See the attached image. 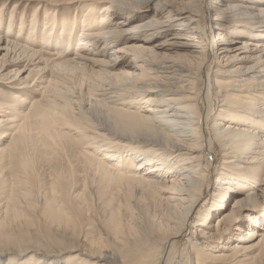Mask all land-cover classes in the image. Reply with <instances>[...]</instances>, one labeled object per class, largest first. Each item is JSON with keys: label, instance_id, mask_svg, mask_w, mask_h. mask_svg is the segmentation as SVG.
Listing matches in <instances>:
<instances>
[{"label": "bare ground", "instance_id": "bare-ground-1", "mask_svg": "<svg viewBox=\"0 0 264 264\" xmlns=\"http://www.w3.org/2000/svg\"><path fill=\"white\" fill-rule=\"evenodd\" d=\"M47 1L41 27L34 12L16 33L0 12V85L14 102L12 117L0 105V166L12 174L1 178L11 192L0 203V264H264V0H80L79 24L58 22L62 0ZM19 63L26 70L12 69ZM28 90L39 99L17 94ZM66 145L88 162L83 191L69 195L59 179L42 199L29 151ZM107 195L130 219L106 210L113 231L102 244L85 234V210ZM233 230L242 234L228 243Z\"/></svg>", "mask_w": 264, "mask_h": 264}, {"label": "rangeland", "instance_id": "rangeland-1", "mask_svg": "<svg viewBox=\"0 0 264 264\" xmlns=\"http://www.w3.org/2000/svg\"><path fill=\"white\" fill-rule=\"evenodd\" d=\"M47 4H48L47 0L46 1H43V0H0V12L2 13V18H3V26H4L3 28L5 29L8 21H9L10 16L13 15V20L14 21H13V26H12L13 28L11 30H13V31L16 30L17 31L18 30V26H19L18 24L21 21L24 22L23 25L28 29L27 25L30 22V19H31V17H32L34 12L37 13V21H38V25L36 24L35 28L36 27H41L40 25L43 23V19L46 16L45 12L48 9H50ZM145 6H146V2H143V3H141V5L138 8H133L134 10H132V11L130 10V11L133 12V15L135 14V15L143 16V14L146 13V11H147L145 9ZM54 9H56V12H57L55 14L56 15L55 18L58 19V22H61L62 20H65V21H69V20L73 21V20H75L78 23H74V24H79L81 15L84 12H86V4L83 3L80 0L79 1H77V0L76 1L75 0H62L61 4L56 5V8H54ZM94 10L98 11L99 9L94 8L93 11ZM33 30L38 31V29H33ZM16 31H14V32L16 33ZM24 31H25V29H24ZM24 31H23V33H24ZM55 36H56V38H58V33ZM75 36H76V34H75ZM57 40H60V39H57ZM75 40H76V38H75ZM74 42L76 43V41H73V44H72L73 48H74V44H75ZM43 66L44 65L40 63L36 67H32L31 66V68H29V69H35L36 70L37 68H41ZM23 68H24V64L19 63L18 67H13L12 69L15 70V71H17V70H26V67L24 69ZM124 70H128V69L124 68V67H117L115 72H121V71H124ZM33 77L34 78L37 77L35 75V72H34V76ZM77 78L79 79V75H77L76 78H73L71 83L73 84L74 89L79 91L80 82H79V80ZM0 91L3 94V95H0L1 108L2 107H7L8 111H11V112H9L8 117H12L13 113H12L11 109L14 108V102L12 101V99H10V96H11V93L13 91H11L10 89L4 87L3 85H0ZM82 92H84V91H82ZM17 94L19 96H22L23 98H27L28 100L29 99L30 100L39 99V96H38L37 92L34 91V90H28L25 93H23L21 91H17ZM143 106H141V107H143ZM33 148H35V150L32 149L31 151H29V154H30V152H32L33 154H30L31 158H32V156H33V158L35 156V158L33 159V162H32L33 165L30 166V167H31V169L33 167L32 170L35 171L34 173L37 175L36 176L37 177V187H36V189L39 190L38 195L40 194L39 195L40 198H42V199L43 198H51L52 195H54V193H53L54 185L56 186V182L59 179L60 180H64L67 183H69V185H68L69 188L67 187L69 189L68 192H70L69 195L70 194H75V193H81V191H83L82 190L83 189V186H82L83 185V181H82V179H83V167L88 162H87L86 158L84 157V155H82V153L79 151V149L77 147H75L74 145H68V147H67V145H66L64 147V149L60 148L58 150L56 148V150H55L56 152H48V153L46 151H41L37 147H33ZM89 151H91V150H89ZM128 151L129 150H127V153L129 154L130 151L129 152ZM131 152H132L131 156H127V158L128 157L132 158L133 156H136V155H134V151H131ZM212 152H213V155L214 154L218 155L219 148L217 147L215 152L214 151H212ZM122 154H123V157L125 158V154L123 152H121V155ZM213 155H210L209 157H212ZM152 163L153 164L150 163V164L145 165L143 169H145V168L147 169L148 167H150V166L155 164L154 161ZM212 164H213V162L211 161V166H213ZM174 165H176V164H174ZM1 166H0V203L3 204V202H5V200L7 198V192L8 191H9V193L11 192L10 191L11 187L10 186L9 187L6 186V182L2 183L3 181L1 180V178L4 177V175L8 176V178H10L12 174H11V170H10V168L8 166H5V167L3 166V168ZM140 172H142V171H140ZM215 178H216V175L212 174L211 173V169H210L209 177L205 181V184H204L205 187H204V190L202 192V194H203V201L202 202H204V204H203L204 206L206 204V199H208L209 196L212 193V187L216 186L215 182H214ZM8 181H10V180H7V182ZM70 185H72V186H70ZM5 186H6V188H5ZM21 186L22 185L19 184V188L20 189L22 188ZM258 191H259V188L257 189V193H259ZM83 197H85V196H83ZM235 197H236V195H232V196L227 198V200L225 202V209L226 208L228 209L230 207V205H232V203H233L232 201H233V199ZM81 199H82V197H81ZM119 199L120 198H119L118 195H114V196L107 195V196L104 197V202H107L108 204L105 203V205L102 207L101 210H98L96 208L93 209V205H92V209H90V207H89L88 210H85L86 211L85 213H87L89 219L87 218L88 221L86 222V224H85L86 226L84 227V229H85V234L88 236V238L90 240L95 239L98 242H102V244L103 243L106 244V242H109L108 240L111 239V236H112L111 235V233H112L111 231H113V230L112 229L111 230L110 229L107 230L105 228L106 222H105V220L102 219L104 216L108 215L107 212L110 209L117 210V211L120 212L121 219H122V222H123V223L121 222V224L124 225V223H126L125 221H129V219H130L129 218L130 217V211L129 210L124 211V208H122L123 206H120V205H122V202ZM82 200H85V199L83 198ZM118 201H120V203ZM93 210H94L95 213L93 212ZM106 210H108V211H106ZM258 211H259V209H258ZM133 213H134L133 214L134 216H132L133 217V222L135 221V219H137L138 213L140 215L139 217L142 218L141 217V215H142L141 212H138L137 209L133 210ZM218 216H219V214H216L215 216L207 219V222L204 224L205 226L196 227V230H197L196 233L197 234L200 233V231H198V230H206V229H208L207 227H209V229H210V226H215L217 224V220L216 219H217ZM111 224H113V223H111ZM238 224L243 226L242 230H247L249 221H248V219L243 217L241 220H239ZM124 226H126V225H124ZM262 228H263V226H261L259 228V230L256 228V232L264 233V230H262ZM194 230H195V228L194 229L191 228V231H194ZM100 233H102V234H100ZM240 233L242 234L241 231L233 230V232H231V235H230L232 237H230V236L227 237L228 238L227 240H229L228 243H232L236 239V236H238ZM200 236H201V234H200ZM99 238H101V239H99ZM101 240H103V241H101ZM197 240H198L197 241L198 244H201L202 246H206L207 247V243L204 242V240L202 241V240H200V238H197ZM180 242L182 244L178 242V245H179V246L177 245V247H179L178 251H180L181 248L188 247V246H186L185 240L184 241H180ZM223 242L225 244L226 240L223 241ZM223 242L221 241V242L217 243V247H219L217 249L219 251H221L220 247L224 246ZM208 244H210V243H208ZM20 264H26L24 258L21 260Z\"/></svg>", "mask_w": 264, "mask_h": 264}]
</instances>
